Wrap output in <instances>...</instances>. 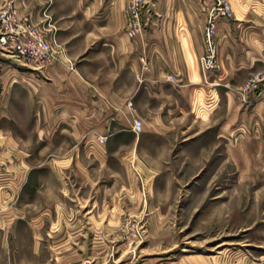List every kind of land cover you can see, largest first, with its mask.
<instances>
[{
  "label": "rangeland",
  "instance_id": "obj_1",
  "mask_svg": "<svg viewBox=\"0 0 264 264\" xmlns=\"http://www.w3.org/2000/svg\"><path fill=\"white\" fill-rule=\"evenodd\" d=\"M112 1L59 0L58 12L88 29L86 7L95 3L100 9L90 19L104 24ZM226 2L229 23L238 24L230 33L232 55L249 50L264 57V0ZM214 4L141 0L140 30L127 38L143 43L135 78L147 84L152 56L165 55L168 47L163 36L151 44L143 37L162 29L161 19L195 20L196 33L180 38L194 55L199 79L192 86L200 96L210 92L209 105H186L177 85H161L170 106L155 104L150 97L157 90L142 85L141 132L130 131L136 118L113 124L103 145L97 137L80 143L78 155L87 167L74 166L67 156L59 172L38 169L43 159L36 153L26 158L34 146H25L24 138L14 139L8 152V138L0 136V152H6L0 158V264H264V95L255 98L243 89L251 75L241 85L221 86L205 74L203 30ZM1 58L5 69L16 64ZM0 115L6 133V111ZM93 146L105 150L102 159ZM9 158L36 169L13 172L5 167Z\"/></svg>",
  "mask_w": 264,
  "mask_h": 264
},
{
  "label": "crops",
  "instance_id": "obj_2",
  "mask_svg": "<svg viewBox=\"0 0 264 264\" xmlns=\"http://www.w3.org/2000/svg\"><path fill=\"white\" fill-rule=\"evenodd\" d=\"M3 2L0 0V7ZM124 3L125 0L110 2L112 5L107 8L109 17L104 24H95L100 20L97 17L90 19L100 8L95 3L89 4L85 9L89 13L86 29L66 21L67 12L65 16L61 15L58 12L59 0H52L46 14L55 29V38L61 49L55 60L44 70L35 71L24 66L18 67L21 66L18 63H10L11 68L5 69L2 63L6 62L0 57V114L6 111L9 125L6 133L0 127V136L8 138V152L16 145L14 139L24 138L27 147L35 148L38 144V149L25 152L26 158L30 153L40 155L43 160L37 166L38 169L59 172L63 168L62 163L68 160L74 166L77 164L85 168L88 160L78 155L80 143L90 137L106 138L113 124L140 118L139 107L143 106L146 90L142 85L150 84L153 90H157L150 97L155 104L164 102L165 105H171L163 98L161 85H177L179 91L185 92L186 105L198 100L208 103L206 105L212 102L214 97L210 92L206 91L200 96V89L197 91L193 88V82L199 79L194 55L190 47L184 49L185 40L180 38L187 35L186 31L196 33L198 29L195 27L198 26L193 19H161L162 29L143 37L145 43L151 44L154 36H163L168 50L165 55L152 56L147 84L137 82L135 75L140 72L137 55L143 43H139L137 38L130 41L123 32ZM14 6L19 14L28 15L36 24L43 20L40 17V0H15ZM229 21L218 23L215 38L219 72L214 80L221 86L223 83L241 85L248 76L264 72V57L252 56L249 50L232 55L230 33L238 24ZM168 77L171 81L167 80ZM170 86L164 89L168 90ZM217 90L211 92L215 95ZM4 118L0 115V120ZM129 128L117 132H129ZM90 149L99 159L106 154L101 148L94 149L93 146ZM5 153V150L1 151L0 158ZM48 155L57 156L48 159ZM67 156H70L69 159ZM17 164L9 158L8 166L5 167L13 172L36 169L30 161Z\"/></svg>",
  "mask_w": 264,
  "mask_h": 264
},
{
  "label": "built area",
  "instance_id": "obj_3",
  "mask_svg": "<svg viewBox=\"0 0 264 264\" xmlns=\"http://www.w3.org/2000/svg\"><path fill=\"white\" fill-rule=\"evenodd\" d=\"M3 1L0 7V57H10L21 66L35 71L44 70L55 60L56 54L61 52L55 38V29L46 14L47 9L52 5V0H40L42 2L40 17L43 20L37 24L32 22L28 15L18 13L14 6L15 0ZM214 1L212 16L207 18L203 30L204 49L201 57L204 72L208 74L209 79L215 77L214 74L218 69L215 40L217 20L230 18V9L226 0ZM140 9L141 0H129L124 12V33L127 38L132 39L140 30ZM167 80L171 81L169 77ZM243 89L255 98L264 95V72L251 75L244 83ZM141 128V121L134 119L131 123V133L138 135ZM104 141L103 137L96 138L98 145H103Z\"/></svg>",
  "mask_w": 264,
  "mask_h": 264
}]
</instances>
